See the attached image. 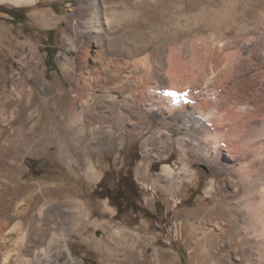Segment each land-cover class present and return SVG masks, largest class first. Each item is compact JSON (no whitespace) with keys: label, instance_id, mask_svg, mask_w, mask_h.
<instances>
[{"label":"bare ground","instance_id":"bare-ground-1","mask_svg":"<svg viewBox=\"0 0 264 264\" xmlns=\"http://www.w3.org/2000/svg\"><path fill=\"white\" fill-rule=\"evenodd\" d=\"M38 2L0 0L1 4L16 6ZM152 2L84 0L81 3L87 9V16L83 20L73 19L74 35L99 38L106 50L99 57L103 67L90 64L87 47L81 56L83 68L75 67L64 54L65 71L72 76L67 88L47 80L45 70L39 67L40 48L30 40L18 42L15 47L26 61L25 73L17 70L8 80L4 67L0 66V257L6 264H80L66 224L86 229V223L91 220L85 201L74 186L67 187L62 180L25 181L21 186L18 181H23L24 170L18 171L27 157L55 149L54 155L75 175L71 178L94 183L101 178L95 162L98 153H113L146 135L144 149H152L154 137H164L172 148L184 155L192 153L189 158L193 161L216 166L224 177L229 175V180L238 184L237 188L244 187L245 195L239 200L226 197L230 209H236L237 205L248 209L247 218L234 217L232 222L237 229L254 235L242 234L245 251L252 246L251 238L258 241L257 258L252 254L248 255L249 259L255 257L258 264L264 262V230H259L264 218H259V210H249L251 200L264 199V0L256 4L245 1L240 12L236 0H171L168 5L172 9L180 7L181 12L176 11L168 18L165 8L169 6H158L148 12L146 19L140 18L139 4ZM34 16L44 27L57 20L56 14L48 10ZM7 34L8 29L0 27V40ZM188 39L194 43L196 57L199 56L203 66L189 84V78H177L170 70L175 75L172 80L168 71L170 46H177L185 53ZM171 83L173 88L186 92H180L182 95L177 92L168 101ZM225 83L226 86H221ZM148 88L162 89L158 99L147 92ZM203 101L209 103L206 111L202 110ZM236 128L240 129V140L229 134ZM175 133L182 136L174 139ZM222 139L229 148L221 149ZM235 149L243 160L240 168L236 167L239 158H235L238 154ZM249 169L255 172L250 175ZM194 176L195 171L187 163L178 173L164 165L155 183L160 186L162 179L168 180L169 185L163 187L171 194L175 187L180 188ZM209 183L206 193L213 194L218 179ZM12 188L20 189L21 193L7 196ZM53 215L59 220L47 224L46 220ZM48 227L53 232L47 240ZM218 228L217 233L203 222L194 225L207 254L212 242L220 240V233L225 232L224 226ZM130 233L119 227L112 233L111 241L125 245ZM54 243L57 247L52 249ZM129 249L125 247L132 256ZM109 259L112 263L107 264L118 262Z\"/></svg>","mask_w":264,"mask_h":264},{"label":"rangeland","instance_id":"rangeland-1","mask_svg":"<svg viewBox=\"0 0 264 264\" xmlns=\"http://www.w3.org/2000/svg\"><path fill=\"white\" fill-rule=\"evenodd\" d=\"M245 1H251L255 4L258 2V0H236L238 12H240ZM81 3H84V0H39L36 5L29 6L0 3V27L8 29V34L3 36L4 40H0V59L3 63L0 66L4 67L5 79H11L17 70L25 73L26 61L20 57L15 47L18 42L26 40H30L39 46L41 55L39 67L45 70L47 80L55 86L67 88L71 85L70 78L72 76L65 71L67 65L66 61L62 59L64 54L68 55L69 61L75 67L83 68L85 66L81 56L87 47L90 64L92 63L93 67H103V60L99 58L105 55L106 49L102 48L103 40L93 39L89 34L74 35L72 31L73 19L80 18L83 20L87 16V9L82 8ZM170 3L171 0H167V2L166 0H154L151 4L141 3L138 6L140 18L145 17L146 19L152 8L166 7ZM6 9H13V15L17 20L4 13L3 11ZM20 9H24L25 13H22ZM165 9H167V17L182 11L180 7L172 9L171 5ZM44 10L56 14L55 24L44 27L38 23L34 14ZM21 18H24L25 21ZM132 23L134 24V22ZM188 40L185 43L187 53L172 45L169 48L168 57V64L170 63L168 71H174L178 75L177 78H189L187 84L192 83L198 77L200 69H203L200 58L199 56L196 57L198 54L193 49L195 48L194 43L190 41L191 39ZM12 48L14 51L11 50ZM194 54L196 55L193 58ZM172 71L169 72V76L173 80L175 75L171 74ZM171 84L167 92L168 101L174 99L177 92L179 95L186 92V90L173 88V84ZM224 85L226 86V83L221 86ZM161 91L162 89L156 90L155 88H148L147 90L157 99ZM227 91H230V88ZM170 93L174 95L170 96ZM181 97L179 96L180 100ZM183 97L185 98V95ZM177 99L175 102L179 100ZM208 108V101H203L202 110L206 111ZM238 110L237 108L236 111ZM238 128L229 133L235 140L239 139L240 129ZM226 129V132L224 130L223 132L227 133ZM146 136L136 139L132 143H126L113 153H98L95 162L98 165L101 178L97 182L90 183L86 179L79 181L75 177L71 178L72 175H75L54 155L55 149L37 157H27L22 169L18 171L20 173L24 170L23 181L18 182L22 186L25 181L35 182L54 178L66 182L67 187L74 186L91 211V220L86 223V229L79 227V225L71 228L68 223L66 224L67 233L71 237L72 247L80 264L112 263L109 258L118 261L117 264H258L255 257L252 260L248 257L252 254L256 256L259 245L257 239L251 238L252 248L249 247L245 251L241 236L247 232L237 229L232 222L234 217L247 218L248 209L237 205L236 209L234 207L232 210L230 209L232 206L228 204L226 199V197L231 196L230 199L239 200L245 195L244 187L239 185L237 188L238 184L230 181L229 175L224 177L216 166H210L201 161H193L191 157L189 158L192 153L184 155L177 148H172L165 142L164 137L161 139L154 137L152 149L150 151L144 149L143 143ZM180 136H182L180 133L173 135L174 139ZM222 143V150L229 148L225 141ZM235 151L238 153L235 158H239L236 160L238 162L236 167L240 168V162L243 161L240 157L241 153L237 149ZM186 163L195 171V176L191 181L184 182L178 189L175 187L176 189L171 194L163 187L169 185L168 180L162 179L160 186L156 185L155 179L161 173L164 165L171 166L178 173ZM254 169H249L250 171L247 173L251 175L255 172ZM129 172L133 174L138 193H131L127 185L125 188L119 185L121 177H125ZM222 177L225 178L226 182L222 181ZM236 178L238 179V176ZM14 179L18 180L16 177ZM212 179H218V184L213 194H207L206 190ZM102 181L103 183H101ZM20 191V189L12 188L7 196L20 194ZM233 195L235 198L232 197ZM251 202L253 203H251L249 210H259L257 211L259 218H264V199L256 198ZM135 209L139 211L136 213L134 212ZM145 212L148 216L145 215ZM56 220H59L58 217L53 215L46 220V223L52 225ZM200 222H203L209 230L217 233L220 225L225 227V232L220 233V240H214L209 246V254L205 253L202 244L199 243L201 238L199 231H194V225L198 226ZM119 227L127 229L128 233L131 232L125 245H118L117 242L111 241L112 233ZM48 228L47 240L53 232L52 227ZM259 230H264V223L259 227ZM55 245V243L52 244L51 248H56L57 245ZM103 246L108 247L109 251H106ZM125 247L130 248L129 250L133 252L132 256L127 254ZM112 253L116 255H112ZM0 264H6L1 260V257ZM259 264H264V262Z\"/></svg>","mask_w":264,"mask_h":264},{"label":"trees","instance_id":"trees-1","mask_svg":"<svg viewBox=\"0 0 264 264\" xmlns=\"http://www.w3.org/2000/svg\"><path fill=\"white\" fill-rule=\"evenodd\" d=\"M20 11L22 12V13H25V11H24V9H20ZM4 13H6V14H9V15H11V16H13L14 17V19L15 20H17V18L13 15V9H9V10H5V11H3ZM24 16H25V14H24ZM25 18V17H24ZM24 18H21L22 20H24L25 21V19ZM101 183H103V181L101 182ZM119 185L122 187V188H125V185H127L128 186V189H129V191H131V193H134V192H136V193H138L139 191L137 190V188H136V183H135V181H134V177H133V174H132V172H129V174L128 175H126L125 177H121V179H120V182H119ZM120 188V187H119ZM136 196V195H135ZM139 210H134V212H138ZM145 215L146 216H148L147 215V212H145Z\"/></svg>","mask_w":264,"mask_h":264},{"label":"snow or ice","instance_id":"snow-or-ice-1","mask_svg":"<svg viewBox=\"0 0 264 264\" xmlns=\"http://www.w3.org/2000/svg\"><path fill=\"white\" fill-rule=\"evenodd\" d=\"M169 95L172 96V95H174V94H171V93H170Z\"/></svg>","mask_w":264,"mask_h":264}]
</instances>
